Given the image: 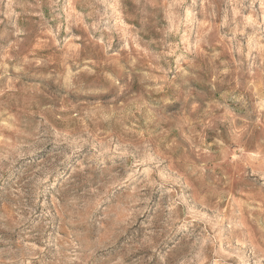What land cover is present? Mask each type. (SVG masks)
Wrapping results in <instances>:
<instances>
[{"label": "rangeland", "instance_id": "1", "mask_svg": "<svg viewBox=\"0 0 264 264\" xmlns=\"http://www.w3.org/2000/svg\"><path fill=\"white\" fill-rule=\"evenodd\" d=\"M0 264H264V0H0Z\"/></svg>", "mask_w": 264, "mask_h": 264}, {"label": "clouds", "instance_id": "2", "mask_svg": "<svg viewBox=\"0 0 264 264\" xmlns=\"http://www.w3.org/2000/svg\"><path fill=\"white\" fill-rule=\"evenodd\" d=\"M115 83L119 84V81H115ZM126 83H127V82H126ZM119 98H120V97H119V96H117V98H116V99H117V101L119 100Z\"/></svg>", "mask_w": 264, "mask_h": 264}]
</instances>
